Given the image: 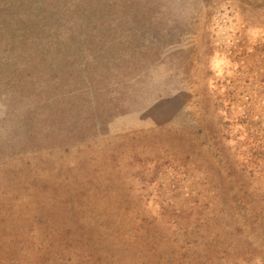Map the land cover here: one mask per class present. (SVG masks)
Here are the masks:
<instances>
[{
	"label": "rangeland",
	"instance_id": "rangeland-1",
	"mask_svg": "<svg viewBox=\"0 0 264 264\" xmlns=\"http://www.w3.org/2000/svg\"><path fill=\"white\" fill-rule=\"evenodd\" d=\"M0 264H264V0H0Z\"/></svg>",
	"mask_w": 264,
	"mask_h": 264
}]
</instances>
